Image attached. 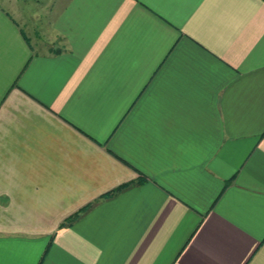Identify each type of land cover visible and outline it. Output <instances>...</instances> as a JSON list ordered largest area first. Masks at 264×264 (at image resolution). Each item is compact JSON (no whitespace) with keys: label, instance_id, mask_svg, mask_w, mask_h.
Instances as JSON below:
<instances>
[{"label":"crops","instance_id":"1","mask_svg":"<svg viewBox=\"0 0 264 264\" xmlns=\"http://www.w3.org/2000/svg\"><path fill=\"white\" fill-rule=\"evenodd\" d=\"M0 264H264V0H0Z\"/></svg>","mask_w":264,"mask_h":264},{"label":"trees","instance_id":"2","mask_svg":"<svg viewBox=\"0 0 264 264\" xmlns=\"http://www.w3.org/2000/svg\"><path fill=\"white\" fill-rule=\"evenodd\" d=\"M123 187H127V185H125V184H123V185H121V186H119V188L118 189H116L115 191H113V192H117V191H119V190H121ZM111 192H108L106 195H109ZM105 195V196H106ZM86 207L87 206H85V207H82V209H80L79 210V212L78 213H74L72 216H70L68 219H66L65 220V224H67V223H69V221L70 220H72L73 218H77L85 209H86Z\"/></svg>","mask_w":264,"mask_h":264}]
</instances>
